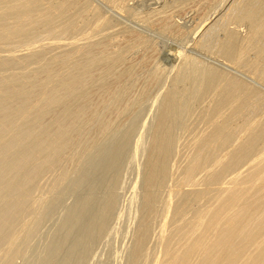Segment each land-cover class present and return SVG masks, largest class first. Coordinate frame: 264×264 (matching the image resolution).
I'll use <instances>...</instances> for the list:
<instances>
[{"label": "bare ground", "instance_id": "obj_1", "mask_svg": "<svg viewBox=\"0 0 264 264\" xmlns=\"http://www.w3.org/2000/svg\"><path fill=\"white\" fill-rule=\"evenodd\" d=\"M4 1L14 3L13 7H9L10 8L9 17L12 18V16H13L14 19L13 20L10 19L11 21L6 20L3 22H0V43L2 41H4L5 39H7L6 37L2 36L1 32L5 31V30L13 31V29L18 30L17 25L23 20L28 21L29 24L32 26L31 28H29V30H27V34L32 35L33 37H35L34 35L36 33V30L33 29V27H34L33 25H36V23L38 21L45 20V24L48 25V27H46V28L49 31V34H51L52 36L53 35L66 34L67 32H69V30H71L73 28V26L75 24L74 23L75 21L73 22V19L71 20L72 16L69 18V16L72 14L68 13L67 10L64 9V7L61 8L60 10H57V13H56V11H54L55 14L54 13L52 14L54 16H48L45 11H42V12L40 11V13H42V15H39L38 18L36 19L33 16H31L29 11H28V7L30 6V2L32 0H27V1L4 0ZM36 1H38V0H36ZM237 1L238 0H224L220 4L221 8H219L218 10H215V11L213 9L214 12L213 13L211 12V14L209 13V15L205 18L206 20L203 21V22H205L204 24H206L205 26H207V28H205L207 30H205L206 32L203 31L204 33L202 34V37L205 34L207 35L208 32H210V35H211V32H213L212 30H214L215 28H218V26L220 25V21L223 22L224 15H225L226 11H228V9L231 6L230 17H233L235 24H239L241 22L242 23L248 22L249 27H250L248 29H251V30H249V32L252 31L253 33L256 32V33L261 34V35H259V37H258V34H255L256 39L258 37V40L259 41L261 40L260 37L264 33V0H246V1H244L245 5L243 4L244 8L239 7L240 10H237V9H239L237 6H240V4L237 5L238 4ZM15 4H16V6H15ZM68 7H69V5H68ZM218 7H216V8H218ZM42 8L44 9L45 7H42ZM65 8H67V6ZM74 9L77 12V9L76 8H74ZM157 10H159V9H157ZM208 11H209V9H208ZM157 13H158V11H157ZM66 14H68V15L70 14V15L68 16ZM153 18H154V16H153ZM136 19L138 20V18H136ZM144 19H146V18H144ZM230 19H232V18H230ZM81 27H82V25H81ZM202 28H203V26H202ZM115 29H117V28L115 27ZM73 31H74V29H73ZM227 34L228 35H226L225 38H223V40H221L222 42H220L221 45L219 44L220 46H218L219 47L218 51L216 50L218 55H212V56H214V57L220 56V57H222V59L228 60L230 62V64L232 63L231 65H233L236 63V61H239L248 55L249 45L251 46L252 44L247 45L248 42L246 43L245 40L241 41L242 39L240 38L241 39L240 40L234 32H230ZM249 36H251V35H249ZM251 37L253 39L254 36H251ZM70 38L72 39V37H70ZM77 38H79V37H77ZM80 38H82V37H80ZM96 38L98 39L97 35H96ZM199 38H200V36H199ZM201 39L203 41V38H200V40H198V41H201ZM256 39H254V41H255V43L257 41V43H258V40H256ZM26 40L28 41L29 39H26ZM74 40H76V39L74 38ZM58 41L60 42V40H58ZM145 41L146 40H144V42ZM62 42H63V40L60 43L62 44ZM77 42H79V43H77L78 46H74V45H76V43H73V42H72L73 44L70 43V45H73L72 48L74 47L71 50H70V48H71L70 46H68L67 48L65 47L69 43L66 44V42H64V44H66L64 46L62 44L63 49L65 47L66 51L63 52L62 48H60L59 50H60L61 54H59V55H61V58L64 62H61L60 60L57 59V56H59V55H56V57H54V55H53V58L51 57L53 60L54 66L52 68L49 67L47 69V72L51 73L50 75L46 76L45 74L42 73V76H37L39 74L37 73V75H36L35 72L40 73V68L37 66L38 67V69H37L36 67L33 66V70H35L34 68H36V70L34 71V74L36 76H35V80L33 82L28 81L29 78H31V76H32L30 74V72H32V71H30L32 68H30V70L28 69L29 71H28L27 76L23 75V74H25V72L22 75L19 72L20 75L19 74L18 75L21 77H18L15 75V74H17L16 72L18 70H17V68L15 69L14 67L11 66V65L15 64V62H16L15 59H13L14 57H8V58L4 59L3 62L0 63V70L5 69L3 74L0 73V141H3V145L1 146V150L3 152L11 151V155H14V159H15V161L12 164L8 165L5 168V170L3 172V178L0 182V247H1L2 242H4V241L10 242L11 241L10 240L12 237L11 235L16 230L15 227L17 225H22L21 227H23V229H21V230H24V232H26V234H27V240L25 238L26 237L25 235H24L25 237H23V239L25 238V240L27 242L29 240L28 236L32 235L33 233L36 234L37 227L40 226L42 221H44V219L47 218V216H49L48 215L49 212L52 209L54 210L55 207H57L60 204L59 202L62 201L63 192L65 191L64 189H66V187H64V189H61L60 187L62 185L61 186L58 185V184H60V182L57 180L63 175V173H62L61 176H58V175H60V174H58L59 173L58 170L62 166V170L67 171V169H65V167L63 168V162H64L65 158L67 157V155L71 152V149L74 148V147H72L68 151V149L70 148V146L72 145V142H73L72 137L73 136H76V137L81 136L83 130L86 129L85 126L89 125V127H90L91 126L90 124H92L91 121L93 122L95 120L94 118H92L94 120H91V121L89 120L90 123L87 124L89 117L91 115L95 114L96 109H97L95 107V105L93 106V104L90 103V101L92 99L90 98L91 95L89 94V91H90L89 89L95 88L94 90H96V88H97V91L98 90L99 91H105V90L109 91L110 90V89H108V87H109L108 85L111 83L108 82V80H111L109 78H110V75L113 73V67H117L116 64H118V62L121 60V56L119 54H117V55L113 54L110 56L109 54L103 53V51H101V52H99V50L95 51L93 49V46H98L100 41L98 43H93V44L89 43L88 45L85 43L86 46L85 45L79 46L80 41H77ZM86 42H87V40H86ZM217 42L219 43V41H217ZM260 42H262V41H260ZM132 43H131V45H132ZM50 44H51V41H50ZM50 44H48V46H50ZM82 44H84V43H82ZM134 44H136V43H134ZM55 45L58 46L57 43ZM34 46H32L33 49L35 48ZM29 47H30L29 49L31 50L32 47L31 46H29ZM46 47H47V44H46ZM53 47L54 46H52V48ZM202 47H203V44H202ZM50 48H51V46H50ZM68 48H69V51H67ZM27 49H28V47H27ZM261 49H263V48H261ZM103 50H105V49H103ZM107 50H105V51L107 52ZM255 50H256V48H255ZM263 50L262 51L259 50L260 51L259 53L262 54L261 52H263ZM108 51L111 52L110 50H108ZM181 51L178 49H173L168 53H169L170 58L176 60V59H180L182 57L183 51L182 52ZM33 52H34V50H33ZM11 53H12V51H11ZM28 53H29V51H28ZM39 53L41 54V51ZM111 53H114V52H111ZM259 53L256 56V60L260 56ZM35 54L37 55V53H35ZM51 54H54V53L52 52ZM12 55H13V53H12ZM12 55L9 54V56H12ZM262 55L260 57H262ZM2 56L4 57V55H1V57ZM13 56H16V54H14ZM39 56H42V54ZM262 58H264V55ZM30 59H25L24 61H22V63H25V62L29 61ZM37 59L39 60L37 62L44 64L43 63L44 57H42V58L40 57ZM254 59H255V57H254ZM199 61H197V62H199ZM228 61H226V62H228ZM109 62H111V64ZM259 63H262V62H259ZM202 64L203 63H201V65ZM235 65L237 66V64H235ZM209 66L210 67H208V66L205 67L202 76H199V77L203 78V79L200 78L203 81H202V83L200 82L201 83L200 87L198 89H195V91L197 90L196 96L206 95L207 91L210 94H212V92L217 87L219 88V86L222 84V82L224 80V74L226 75V73L223 74L221 72V71H224V70H222L223 68H219L221 70H218V69L216 70L213 67H211L210 64H209ZM238 66H240V65H238ZM130 67L132 69L131 71H133V67L132 66H130ZM130 67H129V69H130ZM249 67H251V66H249ZM12 68H13V70H12L13 72L10 71L12 73L5 74V72H7L8 69L10 70ZM6 69H7V71H6ZM95 69H98V71H99L98 76L97 77H91L90 71L95 70ZM125 69L126 70H124V72L125 71L127 72V68H125ZM14 71H15V74L13 75ZM129 72H130V70L128 71V73ZM113 74H115V73H113ZM22 76H25V78H22ZM87 77H89V78L87 79ZM190 78H191V76H190ZM118 79H120V78H118ZM115 81L117 82L118 80H115ZM198 84L199 83H196V86ZM124 85H122V86H124ZM173 89H170L167 93L166 100L164 101V103L162 105V109H161V112L158 116L157 122L155 123V125L153 127L154 131H153V137H152L153 138L152 144L150 146V149L149 150L147 149L149 151L148 152L149 156H148L147 163L145 165L146 167L144 166L145 169L143 168L145 170V172H144L145 175H143L144 176L143 177L144 178L143 179L144 180L143 187L145 188V193H143L144 198H142L144 200V201H142L143 202V205H142L143 210L141 209L142 212L140 214V216L142 215V224H141V228L138 225H137L138 227H136V229L139 228L140 230L138 233L136 232L137 233L136 243H135V246L133 245L134 247H133V251L131 254L129 264H136V263L139 264L138 261L145 257L144 249L145 248L147 249V247H145V243H146L145 241H146V237L148 236V232L150 230V223L152 224V222H150V218L151 217L153 218L154 214L156 213V210H157L156 205H157V202L159 201L158 200L159 195H157V192L159 189H162L163 186L165 187L164 183H165V181H168L167 177L170 178L169 177V171H168V165H169V159H170L169 157H172V154L174 153V150H175L174 144H175L176 139L181 137V136L177 137V135H179L180 133L179 134L177 133L178 124L176 123V121H177L176 119H178L177 116H179L178 109L180 110L181 104L179 103L180 105H178L177 101H176L177 103H175V99L176 98L178 99V97H180V96L177 97V94H179V93L176 92L177 90L175 91L174 87H173ZM57 90L59 93L57 92ZM127 90H124V92L129 93V92H127ZM209 90H212V92ZM121 92H122V94H120ZM121 92L119 93V98H122V96L126 95V93H124V95H123L122 90H121ZM208 92H207V94H208ZM91 93H93V92H91ZM141 93H142L141 97H145V95H143V92H141ZM220 94H222V93H220ZM229 94H232V93H229ZM237 94H235V95H237ZM127 95H126V97H127ZM222 95H220V96H222ZM80 96H83L82 103L79 101V100H81ZM134 96H135V94H134ZM138 96H140V95H138ZM31 97H35L38 103L43 102L42 105L37 107L35 104L31 107L30 106ZM229 97H230L229 100L234 99L233 96H229ZM89 98H90V100H89ZM133 98H136V96ZM124 99H122V100H124ZM77 102H79L78 105L76 104ZM112 102H115V100H113ZM117 102H115V104H114L116 107L119 104ZM135 102L132 101L131 106L134 104L136 105ZM234 102H235V99H234ZM239 102H240V99H239ZM215 103H216V101H215ZM236 103L239 104L238 101ZM236 103H235V105H236ZM243 103H245V102H243ZM243 103H242V105H243ZM176 104L178 105V107ZM207 104H208V102H207ZM232 104H234V103H232ZM232 104H231V106H233ZM115 106H113L112 108L113 109L116 108ZM120 106H121V104L118 107L119 108L123 107V106H121V107ZM181 108H182V106H181ZM222 108H223V106H222ZM113 109H112V112H113ZM121 109H118V110H121ZM223 109H221V110H223ZM228 109H229V106H228ZM65 111H66L65 116L60 119L65 124L64 125L61 124V121L59 123H57L58 118L61 117L65 113ZM124 111L127 112V110H124ZM212 111H213V109H212ZM232 111L234 112V110H232ZM97 112H98V110H97ZM120 112H122V115L125 113V112L123 113V110ZM221 112H224V111H221ZM221 112L219 110V111H214V113H211V112L210 113L215 114V117H216L217 114L219 115V114H221ZM99 113H100V111H99ZM99 113H97V114H99ZM115 113L117 114V111H115ZM177 113H178V115H177ZM210 113H209V115H210ZM228 113H229V111H228ZM118 114H117V116H118ZM110 115H112V114H110ZM215 117H214V120H215ZM224 117H225V115H224ZM216 118H218V116ZM112 119H113V117H112ZM103 120H106V119L103 118ZM103 120L101 121V123H103V126H101V132L99 133V135H96L95 137L91 138L92 140H88V143H89V141H91V142H90V144L86 143L87 147L83 145V142H81L84 138H87L85 133L82 134V137H83V135H85V137L81 138L82 139L81 141L78 140V142L80 141L82 143L81 144L79 142L81 144V146L83 145V147L84 148L86 147V149H84L82 147L84 149V151L81 152L82 154H80V156L78 155V157H75L77 161L81 162V166L77 171L74 172V175H73L70 183L68 184V188H70V190H72V191H73V189L75 190L77 188H80V189L82 188V190L85 191V194H86V190H84V188H86L88 191V194H87L86 198H83V196L81 194V196L83 198L82 200L78 199L80 197L77 198L78 200H81V202H82V203H79L78 204L79 206H78L76 204L80 201H78V202H77V200L75 201L76 202L75 205L78 206L77 209H75L76 206L74 204H73V207L75 206L74 207L75 210L73 208L72 209L70 208L71 212H72V210L74 212V213H72V215H73L72 217L67 214L68 216L67 215L66 216L68 218L67 219L65 218L66 221H65V219L64 220L62 219L63 222L65 221L66 225H65V223L60 224L61 226L58 228V231H56L57 234L53 238L54 242L51 240L52 243L50 244L49 247H47L49 249L47 250L48 252H46L47 255L44 256L45 262L48 260V258L50 259V257L53 258L52 260H54L55 257L58 256V254L60 253L59 251H62L61 247L66 244V240L69 238V240H71L70 244L72 247L69 245L70 247L67 250V257H66L67 260L65 262L62 261L64 263H62L61 261L60 262L62 264H66L67 262H71L72 264H82L84 256L86 255V253H89V252H87V250H88V248L89 249L91 248L89 246H92L91 244L93 243L94 238L96 236H97L96 238L99 237L98 234L107 228V227L105 228V226H107L108 225L107 223H109L108 219L112 218V216H111V218L109 216L112 214V213L110 214V212L111 211L113 212L112 207H113V202L115 200L113 197L114 193L109 194V195H111V194L113 195V196L111 195V197L109 196L110 198H113V202L110 199L107 200L106 198H105L106 200L105 199L103 200V198H102L103 196H100L102 200L99 197H98L99 199H95L97 197H95V195H93V194H95L94 189L97 186H99L100 187L99 189H101V190H99L98 188H97V190L101 191L100 193H102V189L104 191V187H101V186H105V188L107 186H109L110 188L113 187V185L110 186V184H111L110 182L107 183L109 185H107V186L104 185L105 181H106L105 176H107L106 173H109L110 171H113V170H116V171L119 170V169L117 170L116 167L117 168L119 167L118 164H119L122 156L124 155L123 152H125L124 150H125V147L127 146L126 142H128V145H129V141L131 140V138L128 136L131 135V132L133 134V130L131 132H129L127 130L126 131L127 133H125V134H124V132H125L124 131L123 132L124 135H122L121 139H119V137L121 135L120 134L121 132H119V127L118 126L114 127V123L117 122V124H119L118 121L114 122L112 125V123L108 124V122H107L108 120H106L105 123ZM253 120H255V119H251L252 123L250 121H249L250 123L247 122L248 126L245 129V131H246L245 132V134H246L245 138L246 139L242 138L243 140L240 143L238 140L239 144L236 143V145L237 144L238 145L236 147L234 146L235 148L232 146V148H234V149L231 148L233 151L231 153L228 152L230 154L229 160H225L224 159L225 156L223 158L224 154L222 155V158H221V156L219 157V155L217 156V154L219 152L216 153L214 151L215 147H216V150L218 149V147H220V150H221V147H226L227 144L230 142L229 139H230V135L233 133V131H232L233 127H232V125H230V123L227 119L220 122V123L218 122L219 125L217 127L212 126V123H211L210 126L215 127V128L213 129V131H211L208 128V130H210L209 132L211 134L208 132H206V133L210 134L209 136L204 133L205 136L207 135L208 137L207 136L205 137L202 135L203 136V139H202L201 138L202 136L200 135L199 139L196 140L194 138L197 146H198L197 142H200L201 139H202V141L200 142V146H198V148H196L197 146L195 145L196 146L195 147L196 150H194L195 154H193L190 157L191 160H189L187 166L185 167L184 173L182 172L184 174V176L181 178L185 179L183 181V183L186 182V185H190L192 188H194L195 186H197V184H199L196 180V177L198 176V174L200 173L199 175H201V171H203L204 169L210 170V171H207L208 173H206L208 175H206L205 177H203L204 175L202 176V180L204 178V182H205L204 186L205 187L203 186L204 188L195 189L193 191H190L191 189L189 188L190 192L186 191V192H189V193H187L188 195L185 193L182 194L180 189H177L178 191H173V192L171 191L172 192L171 194L173 196L175 195L178 199L177 205L174 209V216L171 217L172 220H173V218L175 219V222L173 223L175 225L174 229L171 228V226H168V225H171V223H169L168 222L169 219H167V217H168L167 213L169 212L170 209H172L170 207V203H171L170 200L172 199L173 196L171 194H169L170 190L166 189L167 192L169 191V193H167V194L170 195V196H168L166 194L168 196V200H165L166 198L164 199L165 202H167L166 207L164 205L167 212H165L166 213L165 215L163 214L164 219L161 220L162 221V223L160 224L161 228L159 226L158 227L161 230V235L163 238L165 237L166 232L167 233L169 232V228H171V230L172 229L173 230H172V233L169 232L167 234L166 240L163 239L165 241V243L163 240H160V243L162 241L163 245H164L163 257L160 258L158 256L159 257L158 258L156 256V254H155V256L157 258H154L155 256L151 257L153 254H151V256L149 257V258L155 259V260L152 259L153 264H264V151H263L264 145L261 141V143L263 145L262 146L263 148L261 149V146L259 145L260 140L258 139V138H260V137H258L260 134L257 137H255L254 134H252V132L256 129V127L259 126L258 123L260 122L258 119H257L258 123H256V121L253 122ZM10 121H13L14 123L10 124L9 127H7V124ZM96 121H94V122L97 123ZM206 121H208V120H206ZM109 122H111V120ZM211 122H213V121H211ZM203 123H202V125H204ZM55 124H56V131L54 130ZM183 124H184V122H183ZM185 125H187V124H185ZM205 128H207V127L205 126ZM205 128H203V129L205 130ZM231 131H232V133H231ZM261 132L260 133L262 135H260V136H261V138H262V136L264 138V128L261 129ZM8 133H10V134H8ZM183 133H184V131H183ZM11 134H13V136H10ZM108 134L110 136L105 137ZM234 136H231V137H234ZM193 137H195V136H193ZM193 137H192V141H193ZM129 138H130V140H129ZM87 139H89V137ZM127 139L129 141H127ZM132 140H133V138H132ZM179 140H180V138H179ZM84 141L86 142L87 140L85 139ZM219 141H222V143H220L219 146H216V144ZM176 143H178V140L176 141ZM78 144H77V146H78ZM176 146H179V144ZM228 147H230V146H228ZM126 148L128 150V146ZM209 148H213L212 150H209V152H211L210 156L207 155V151ZM179 150H180V148H179ZM73 152H75V151H73ZM253 152H254V154L252 155V157L250 158V160L246 164V165L250 166V169H251L250 172H248V174H246V175H242L241 169L240 170L238 169L239 171L233 170L231 172L232 176H231L230 182H228L229 180L226 179L227 180L226 181L224 179L228 185H226V182L223 180L222 181L223 186H220L221 184L219 182H221V180L224 178L223 176H225V178L227 177L224 174H227L230 171V169L236 165L235 164L236 161H238V159L240 160V158L242 159L243 157L245 158V157L249 156ZM71 154L72 153H70V155ZM73 154H75V153H73ZM76 154H78L77 151H76ZM189 155H191V154H189ZM185 158H188V157H185ZM185 160H187V159H185ZM250 161H252V162H250ZM253 162H255L256 164L251 166V164ZM174 168H175V166H174ZM176 168H177V166H176ZM238 168H240V167H238ZM169 170H172V169H169ZM211 170H213V171H211ZM71 172H72V170L70 169V173ZM172 172H173V170H172ZM174 172H176V171H174ZM55 173H57V175ZM46 174L52 175L53 178L55 175H56V177H59V178H57L56 182L55 181H53V182H54V184H56L58 182V184H56V185H58L57 187L54 185V187H56V189H57L56 190L54 188L55 192L59 191L58 188H60V191L54 193V195L52 193L53 196H51L49 193L51 191H48V190H50V188H48V189L46 188L48 186H51V187L53 186V185H51V182L48 184V186L45 187L47 191L44 188H40V186H39V183H40L39 179L41 177L45 176ZM53 174H54V176H53ZM67 174H69V173H67ZM117 175H118V173H117ZM117 175H115V178ZM108 176L110 177V175H108ZM62 177H65V176L63 175ZM109 177H108V179H109ZM111 178H114V177H112V175H111ZM111 178L109 180H111ZM229 178H230V176L228 177V179ZM63 179H65V178H63ZM112 180H111V182H113L115 184V183H117L118 178H117V180L115 179V182ZM48 181H50V179ZM106 182H108V181H106ZM202 182H200V183L202 184ZM224 182H225V184H224ZM46 183H48V182H46ZM216 183H219L220 187H218L216 185ZM178 184H179V182H178ZM213 185L217 186L218 188L213 186ZM252 186H254V188L251 189ZM54 189H51V190L53 191ZM108 190H110V189L108 188ZM43 191H46L47 193H49L50 196H48L47 193H46V196L50 197V198L45 197L47 200H44V192ZM99 191L96 192V193H98L96 196L99 195ZM105 191H107V190L105 189ZM143 191H144V189H143ZM109 192H113V190L112 191L110 190ZM175 192H177V193H175ZM81 193H83V192H81ZM103 193L101 195H103ZM158 193H160V192H158ZM178 194H180V195H178ZM79 196H80V194H79ZM106 196H108V193H106ZM203 199H206V201H208V202L212 201V203L210 202L211 204L208 205V203L206 202L207 205H206V203H205V206H203V204H202V206H198V208H196V209L194 208V211H193L192 207L191 208L189 207L190 204H192V203H190L191 200L194 202L196 201V203H198V202L202 203L201 201ZM91 203L93 205L95 204L94 205L95 207L98 206L95 208L96 209L95 212H93L91 210V212H93V213L90 212V209H93V207H94V206L92 207ZM89 204L91 205V207ZM88 206H89V208H88L89 214H91V215L88 214V210L86 209ZM189 208H190V211H191V209L193 211V213L190 216L187 215V213H188L187 209H189ZM69 210L67 212H69ZM71 212H70V215H71ZM85 212L89 215L88 219H86L87 214L85 216ZM50 214H51V212H50ZM31 215L34 218L32 220L26 221V220H28L26 218L28 216L31 217ZM168 215H169V213H168ZM175 215H177V216H175ZM60 216H62V215H60ZM159 216H158V218H159ZM69 218L72 220H70ZM155 218H157V217H154L153 219H155ZM57 219H58V217H57ZM172 220H171V222H172ZM140 221H141V218H140ZM157 221H158V219H157ZM69 224H70V226H69ZM79 225H81V226L79 227ZM76 226H78V228H76ZM64 227L65 228L67 227V229H65ZM18 228H20V227H17V230H18ZM63 228L65 229V231ZM79 228L81 230H79ZM62 230L64 232H62ZM75 230L77 231V236L75 234L76 233ZM73 231H75L74 234H73ZM78 231H80L79 234H78ZM72 234L74 236H76V238L73 237ZM111 234H112V232H111ZM14 236L15 235H13V237ZM70 237H71V239H70ZM106 238H107V235H106ZM72 239L74 240V243H73ZM14 240L11 241L12 247L14 245H16V243H15L16 241H14ZM25 240H23V241H25ZM148 240H150V239H148ZM17 242L21 248L20 244H22V243L19 242V240ZM23 243H25V242H23ZM147 244H149V243L147 242ZM2 247H3V245H2ZM23 247H25V246H23ZM7 250L8 251H6V253L9 252V254H10V250L8 248H7ZM12 251L13 250L11 249V252ZM17 253H18V251H17ZM19 253H20V251H19ZM13 254L16 255V252L11 253V256L6 255V258L4 256V258L6 260H8L7 261L8 264L9 263L11 264L12 260L14 259ZM60 255L61 254H59L58 257H60ZM146 256H148V255H146ZM58 257H56V259ZM6 260L5 261L3 260V261L6 262ZM63 260H65V259H63ZM7 263H4V264H7ZM71 263H69V264H71ZM1 264H3V263H1ZM46 264H50V263L46 262Z\"/></svg>", "mask_w": 264, "mask_h": 264}, {"label": "rangeland", "instance_id": "obj_2", "mask_svg": "<svg viewBox=\"0 0 264 264\" xmlns=\"http://www.w3.org/2000/svg\"><path fill=\"white\" fill-rule=\"evenodd\" d=\"M20 1H27V0H20ZM223 1L224 0H41V1L40 0H38V1L32 0L30 2V6L28 7V11H29L30 15L33 16L34 18L37 19L39 15H42V13H40V11L41 12L45 11L48 16H54V15H52L53 13L55 14L54 11H56V13H57V10H60L61 8L64 7V9H66L68 13L72 14V15L69 14L70 16L68 14H66V15H68L69 18L72 16L71 20L73 19V22L75 21L74 22L75 27L73 26V28L71 30H69V32H67L66 34H63V35L60 34V35H53L52 36L51 34H49V31L46 28V27H48V25L45 24V20H43V21L37 20L38 22L36 23V25H33L34 26L33 29L36 30V33L34 35L35 37H33L32 35L27 34V30H29V28H31L32 26L29 24L28 21L23 20L25 23L23 21H21L17 25L18 30L13 29V31L5 30V31L1 32L2 36L6 37L7 39H5L4 41H2L0 43V57H1V55H4V57L2 56L0 58V63L3 62L4 59H6L8 57H14L13 59H15L16 62H15V64H13L11 66L14 67L15 69L17 68V70H18V71L16 70L17 74H15V71H14L13 75L15 74L18 77H21V76H19L20 73L22 75L24 72H25V74H23V75L27 76L28 71L30 70V68H32L30 70V71H32V72H30V74L32 76H31V78H29V80H28L29 82H33L35 80V76L37 75V73L39 74L37 76H42V73L45 74L46 76L50 75L51 73L47 72V69L49 67L52 68L54 66L53 60H52L53 55H54V57H56V55L61 54V52L59 50L60 48H62L63 52L66 51L65 47L67 48L68 46L71 47V48L69 47L70 50L73 49L74 47L72 48L73 45H70V43L71 44L76 43V45H74V46H78L77 43H79V42H77V41H80L79 46H81V45L86 46V44L88 45L89 43H91V44L98 43L100 41L98 46H93V49L95 51H98V50H99V52L103 51V53L109 54L110 56L113 54L114 55L119 54L121 56V60L118 62V64H116L117 67H113V73H115V74L112 73L110 75V78H109L111 80H108V82L111 83L108 85L109 86L108 89H110L109 91H106V90L105 91H99V90L97 91V88H96V90H94L95 88L89 89L91 92H93V93H91L89 91V94L91 95L90 98L92 99L90 101V103H92L93 106L95 105V107L97 109H96V113L91 115L92 116V117L90 116L91 118L89 117L87 124L90 123L89 120L91 121L94 119H95L94 121L97 120L96 121L97 123H95L94 121L93 122L91 121L92 124H90L91 125L90 127H89V125L85 126L86 129L83 130L82 134L85 133V135L87 136V138L89 137V139L84 138L82 140L81 138L85 137V135H83V137H82V134H81V136H78V137H76V136L72 137L73 142H72V145L70 146V148L68 149V151H69L72 147H74L71 149V152H70L72 154L70 155V153H69L63 162V168L65 167V169H67V171L66 170H65L66 172L63 171L62 166L58 170L59 171L58 174H60L58 176H61L63 173V175L65 177H62L63 176L62 175L61 176L62 178L60 177L61 178L60 179L59 177H56L57 173H55L56 174L55 176L53 174L54 178L52 177V175L48 174L49 175L48 176L46 174L47 176L45 175L39 179L40 183L39 182L38 183H39L40 188H44L45 190H46V188L47 189L50 188V190H48V191H51V192H49L51 196H53L54 193L59 192L60 188L64 189V187H66V189H64L65 191L63 192L62 201L59 202L60 204L58 203L59 205L57 204L58 206L55 207L54 210L52 209L50 211L51 214L49 212V214H48L49 216H47V218H45L44 221H42L40 226H38L39 228L37 227L36 234L33 233L32 235L28 236L29 240L27 242H26L27 234H26V232H24V230H21V229H23V227H21L22 225H17L15 227L16 230L12 233V235H11L12 237L10 240L12 241L15 239L14 241H16L15 242L16 245H14L12 247L11 241L10 242L4 241L1 243L0 264L1 263H3V264L7 263L8 260L5 259L6 255L11 256V253H13V252H16V255L13 254L14 259L12 260L11 264H46V262H49L50 264H57V263L62 264L67 260L66 259L67 250L71 246V244H70L71 240H69V238L66 240V244L67 243L68 244L67 245L65 244L64 246H62L61 247L62 251H59L60 253L58 252L59 254H61L60 257H58L59 256V254H58V256H56L58 258L56 259V257H55V259L52 260L53 258H51L49 256L50 257V259L48 258L49 261L47 260L45 262L44 256L47 255L46 252H48L47 250L49 249L47 247H49L50 244L52 243L51 240L53 241V238L57 234L56 231H58V228L61 226L60 224L65 223L66 219L68 218L67 217L68 215L71 217L73 216L72 213H74V212H73V210L71 212V209L72 208L74 209V207L76 205H78L79 203H82L81 200L83 198H86V196L88 194V191L86 188H84V190H86V194H85V191H83L82 188L81 189L77 188L75 190L73 189V191L70 190V188H68V184L70 183V181L74 175V172L77 171L81 166V162L77 161L75 157H78V155L80 156V154H82L81 152H83L84 149H86V147H87L86 143L90 144L91 141H89V143H88V140H92L91 138L95 137L96 135H99V133L101 132V126H103V123H101L103 118L108 120L107 121L108 124L112 123V125L114 122L118 121L119 124H117V122L114 123V127L115 126L119 127V132H121L119 139H121L122 135L127 133L126 132L127 130L129 132H131L133 130V134L131 132L132 136L131 135L128 136L131 138V140H130V138H129L130 141L127 139V141H129V145H128V142H126L127 143L126 145L128 146V150H127V148H126L127 146H126L125 150H124L125 152H123L124 155L122 156V158L118 164L119 167L118 168L116 167V169L117 170L119 169V170L118 171L113 170V171H110L109 173H106L107 176L110 175V177L108 176L109 179L111 178V175H112V177H114V178H111V180L113 179L112 181H114V182H115V179L117 180V178H118L117 183H115L116 185L113 182H111V180H109L107 176H105L106 181H108V182L105 181L104 185L107 186V185H109L107 183L110 182L111 183L110 186L113 185V187L115 189L113 187L110 188L109 186H107L106 188H105V186H101V187H104V191H105V189L108 191V192L105 191L106 193H108V196H106V193L103 191V189H102V193L103 192L104 193H103V195H101L102 193H100L101 191H99V190H101V189H99L100 188L99 186H97L94 189L95 194H93V195H95V197H97V198L94 197L95 199H99V198L101 199L100 196H103L102 197L103 200L106 198L107 200L110 199L113 202V198H110V197L114 193L113 194L114 196L113 195L112 196L115 199L114 200L115 203L113 202V207H112L113 212L111 211L110 214L111 213L112 214L109 216L110 218L112 216V218L108 219L109 223H107L108 225L106 224L107 226H105V228L106 227L107 228L105 230L103 229L104 231H101L102 233L100 232L99 233L100 235L98 234V236H99L98 238H96L97 236L95 237L96 239L94 238V241L91 244L92 246H89L91 248L90 249L88 248V250H87V252H89V253H86V255L84 256V259H83L84 262L82 261V264H129L130 263V258H131V254L133 251V247L135 246V243H136L137 233L140 230L139 228L136 229V227L140 226V228H141V224H142V215L140 216V214L142 212L141 209L143 210V207H142L143 202L142 201H144V200L142 198H144L143 193H145V188L143 187V184H144V180H143L144 176L143 175H145L144 166L147 163L148 156H149L148 150L150 149V146H151L152 140H153V138H152L153 137V131H154L153 127H154L155 123L157 122L158 116H159L161 109H162V105H163L164 101L166 100V96H167L168 91L170 89H173V87H174L175 91L177 90L176 92L179 93V94L176 93L177 97L180 96V97H178V99L177 98L175 99V103L178 102L177 103L178 105L181 104L180 110L177 108L178 112H179V116H177L178 119H176L177 120L176 123L178 124L177 133L178 134L180 133L179 135H177V137H179V136H181V137H179L180 140H179V138L176 139V141L178 140V143H176V141H175V144L176 145L179 144V146H176L174 144V146H175L174 149L176 151L174 150V153H173L174 155L172 154V157H169L170 159H169L168 171H169V177L170 178L167 177L168 181H165V183H164L165 187L163 186L162 189L158 190V192H160V193L157 192V195H159V197L157 196L159 201L157 202V205H156V208H157L156 213H155L156 215L154 214V216H153V218L154 217H157V218H155V219H153L152 217L150 218V222H152V224L150 223V230L148 232V236L146 237V241H145L146 242L145 247H147V249L145 248L146 250L144 249L145 257L143 259H140L138 262H139V264H145V263L146 264H153L152 259L157 258L158 256L160 258L163 257L164 245H163L162 241L160 243V240H163V239L166 240L167 234L169 232L172 233V230L174 229V226H175L173 224L175 222V219L173 218V220H172L171 217L174 216V209L177 205L178 199L175 195L173 196L171 193L173 191H178L177 189H180L182 194H184V193L187 194L190 191H193L195 189H201V188L205 187L204 186V183H205L204 178L202 180V176L204 175L203 177H205L206 175H208L206 173H208L207 171H210V170L204 169L203 171H201V175H199L200 173L198 174V176H197L198 178L196 177V180L199 184H197V186H195L194 188H192L190 185H186V182H184L185 183L184 184L183 181L185 179L181 178L184 176L183 173L185 171V167L187 166L189 160H191L190 157L193 154H195L194 150H196V148H198V146H200V142L202 141L203 136H205V134H207L209 136L211 134L209 131L210 130L213 131V129L215 128L212 126L217 127L220 122L227 119L229 121L230 125H232V127H233L232 128L233 133L231 131L232 134L230 135L231 140L229 139L230 142L227 144V146L225 145L226 147H221V150H220V147H218V149L216 150V147L214 146L215 147L214 151L216 153L219 152L217 154V156L219 155V157L221 156V158H222V155L224 154L223 158L225 156L224 159L229 160V158H230L229 153H231L233 151L232 149H234L243 139H246L245 138V136H246L245 129L248 126L247 124L251 122V119H255V120H253V122L256 121V123H258L257 119L260 121L258 123L259 126L256 127V129L252 132V134H254L255 137H257L259 134L262 135L261 129L264 128V62H263L264 58H262L264 55V50H263L264 49V43H263L264 42V40H263L264 39V33L260 37L261 38L260 41H262V42H260L258 40V37L261 34L256 33V32L253 33L252 31L249 32V30H251V29H248V28H250L248 22L247 23L241 22L239 24H235L233 17H230V14H231V10H230L231 6H230L228 11H226V13L224 15V19L222 18L223 22L220 21V25L218 26V28H215L214 30H212L213 32H211V35H210V32H208L207 35L205 34L202 37V34L204 33L203 31L207 30V29H205V28H207V26H205L206 24H204L205 22H203V21L206 20L205 18L209 15V13L211 14V12L213 13L215 10H218L219 8H221L220 4ZM244 1H246V0H238L237 5L240 4V6H237V7L242 8ZM68 5H69V7H68ZM13 6H14L13 2L10 3V2H6L4 0H0V22L6 21V20L11 21L10 19H12V20L14 19L13 16H12V18L9 17V13H10L9 7H13ZM15 6H16V4H15ZM66 6L68 9L65 8ZM42 7H45V8L43 9ZM46 7L47 8L49 7V8L47 9ZM73 7L77 9V12ZM216 7H218V8H216ZM157 9H159L160 11ZM208 9H209V11H208ZM213 9H214V11H213ZM237 10H240V8ZM157 11H158V13H157ZM149 13L150 14L152 13V14L150 15ZM153 16L155 19L153 18ZM136 18H138V20ZM144 18H146V19H144ZM230 18H232V19H230ZM81 25H82V27H81ZM202 26H203V28H202ZM115 27L117 29H115ZM73 29H74V31H73ZM77 31L78 32L80 31V32L78 33ZM230 32H234L238 36L239 39L240 38L242 39V40L240 39L241 41L245 40L246 43L248 42L247 45L252 44L251 45L252 47L249 45L248 55L245 58L239 60L240 62L236 61L235 64H237V66L235 64L231 65L232 63L230 64V62L228 60H224L220 56H219L220 58L212 56V55H218L217 51L219 48L218 46L221 45V43H220V42H222L221 40H223V38H225V36L228 35L227 33H230ZM248 34L251 36H254L253 39ZM255 34H258L257 39H256ZM96 35H97L98 39L96 38ZM199 36H200V38H203V41H202V39H201V41H198V40H200ZM70 37H72V39ZM77 37H79V38H77ZM80 37H82V38H80ZM74 38L76 40H74ZM26 39H29L28 40L29 42ZM254 39L258 40V43H257V41L255 43ZM58 40H60V42L63 40V42H62L63 46L68 44V43L69 44L67 46H65L63 49L62 44ZM86 40H87V42H86ZM144 40H146V41L144 42ZM50 41H51V44H50ZM217 41H219V43ZM64 42H66V44H64ZM125 42L126 43L128 42V43L126 44ZM45 43L47 44L48 48L46 47ZM56 43L58 44V46L55 45ZM82 43H84V44H82ZM131 43H132V45H131ZM134 43H136V44H134ZM48 44H50L51 48H50V46H48ZM202 44H203V47H202ZM29 46H31V47L34 46L35 48L33 49V47H32L30 50ZM52 46H54V47L52 48ZM27 47H28V49H27ZM260 47L263 49H261ZM69 48L67 49V51H69ZM255 48L257 51L255 50ZM103 49H105V50L108 49L114 53H111L108 50L106 52ZM173 49H178L180 51L181 50L183 51V52L181 51L183 53V55L180 59L175 60V59L170 58L168 52H170ZM33 50H34V52H33ZM259 50L260 51L263 50V52H261L263 55L259 53L260 52ZM11 51H12L13 55L16 54V56H13ZM28 51H29V53H28ZM40 51H41L42 56H39V55H41L39 53ZM52 52L54 54H51ZM35 53H37V55ZM258 53L260 54V56L262 55V57L259 56L260 58L258 57V59L256 60V56ZM9 54H11L12 56H9ZM253 56L255 57V59ZM40 57L41 58L44 57V59H43L44 64L37 62V61H39L37 58H40ZM25 59H30V60L25 62V63H22V61H24ZM57 59L60 60L61 62H64L61 58V55L57 56ZM195 59L196 60L198 59L197 61L200 60L201 62L199 61L200 62L199 63ZM226 61H228V62H226ZM259 62H262V63H259ZM109 63L111 64V62H109ZM201 63H203V64L201 65ZM209 64L211 65V67H213L216 70L217 69L221 70L219 68H223L222 70H224V71H221V72L223 74L226 73V75L224 74V80H223L222 84L219 86V88L217 87L215 89L216 91L215 90L213 91L214 93L212 92V90H209L212 92V94H210L207 91L208 94L206 92V95L196 96L197 90L195 91V89H198L200 87V84L203 81L202 80L203 78L199 77V76H202L205 67H207V66L210 67ZM238 65H240V66H238ZM33 66L36 67L37 69L39 67L40 73L35 72L36 73V75H35L34 71L36 70V68H34L35 70H33ZM130 66L133 67V71H131L132 69ZM249 66H251V67H249ZM129 67H130V69H129ZM125 68H127V72L125 71L127 74L124 72V70H126ZM128 69L130 70L131 73L133 72L132 74L129 72L131 75L128 73V71H129ZM4 70L5 69H1L0 73L3 74ZM12 70H13V68L10 70L8 69V71L6 69L7 72H5V74L12 73L13 72ZM10 71H12V72H10ZM98 73H99L98 69L90 71L91 77H97ZM190 76H191V78H190ZM22 78H25V76H22ZM88 78L89 77H87V79ZM118 78H120L121 80ZM200 78H202V79H200ZM115 80H118V81L116 82ZM196 83H199L198 84L199 86L197 85L198 87L196 86ZM122 85H124V86H122ZM121 90L123 91V95H124V93H126V92H124V90H127V92H129V93H126V95L128 94L127 97L125 95V96H122V98H119V93L121 92ZM57 92H58V90H57ZM141 92H143V95H145V97H141V94H142ZM233 92L235 94H237V93L238 94L235 95ZM220 93H222L223 95L225 94V95L223 96ZM229 93H232V94H229ZM120 94H122V92ZM134 94H135L136 98H133V97H135ZM138 95H140V96H138ZM220 95H222V96H220ZM229 96H233L235 99V102H234V99L229 100L230 99ZM90 98H89V100H90ZM80 99L81 100H79V101L82 103L83 96H80ZM122 99H124V100H122ZM239 99H240L241 103L239 102ZM113 100H115V102L118 101L117 102V103H119L118 106L121 104V106H123V107L120 106L122 109L119 108L118 106L116 107L114 105L115 102H112ZM132 101H134V102L136 101L135 102L136 105L134 104L131 106ZM215 101H216V103H215ZM237 101L239 104L236 103ZM242 101L245 102L246 104L243 103ZM207 102H208V104H207ZM42 103L43 102L38 103L35 97H31V100H30V106L31 107L35 104L37 107H39L42 105ZM78 103L79 102H77L76 104L78 105ZM232 103H234V104H232ZM235 103L237 106L235 105ZM242 103H243V105H242ZM231 104L233 106H231ZM178 105H177V107H178ZM113 106H115L116 108L113 109L112 108ZM181 106H182V108H181ZM222 106L224 109L222 108ZM228 106H229V109H228ZM124 107L125 108L127 107V108L125 109ZM112 109H113V112H112ZM118 109H121V110H118ZM212 109H213V111H212ZM221 109H223V110H221ZM97 110H98V112H97ZM114 110L117 111V114L118 113L119 114L121 113V114L120 115L118 114V116H117V114L115 113ZM122 110H123V113L125 112L124 110H127V112H125L122 115V112H120ZM219 110H220V112L224 111L225 113L221 112V114H219V115L217 114L218 118H216L217 116L215 117V114H211V113H214V111H219ZM232 110H234V112ZM99 111L101 114L99 113ZM228 111H229V113H228ZM97 113H99V114H97ZM109 113L112 115H110ZM209 113L211 116L209 115ZM65 114H66V111L61 117L58 118L57 123H59L61 121L60 119L62 117H64ZM223 114L225 115V117ZM177 115H178V113H177ZM112 117H113V119H112ZM214 117H215V120H214ZM92 118H94V119H92ZM106 120H103L104 123ZM110 120H111V122H109ZM206 120H208V121H206ZM210 120L213 122H211ZM183 122H184V124H183ZM12 123H14V122L10 121L7 124V127H9V125ZM202 123L204 125H202ZM211 123H212V126H210ZM61 124L64 125L65 123H63L61 121ZM185 124H187V125H185ZM205 126L207 128H205ZM203 128H205V130ZM208 128L210 130H208ZM54 130L56 131V124L54 126ZM183 131H184V133H183ZM123 132H124V134H123ZM206 132H208L210 134H208ZM8 134H10V133H8ZM200 135L201 136L203 135V136L201 137L202 139L200 138L201 139L200 142L196 141L198 144V146H197L195 143V139L196 140L199 139ZM260 135L258 137L261 138ZM10 136H13V134H11ZM109 136L110 135L108 134L105 137H109ZM193 136H195V137H193ZM231 136H234V137H231ZM192 137H193V141H192ZM132 138H133V140H132ZM260 138H258L260 140L259 145L261 146V149H262L264 147L263 146L264 145V138H263V136L261 139ZM85 139L87 140L86 142L84 141ZM78 140H80V141L82 140L81 142H83V145L86 147L84 148L83 145L81 146L82 143L79 141L81 143L80 144L78 142ZM238 140H239V143H238ZM261 141H262L263 145H262ZM220 143H222V141H219L216 144V146H219ZM236 143H238V144L236 145ZM77 144H78V146H77ZM2 145H3V141H0V182L3 178V172H4L5 168L15 161L14 155H11V151L3 152L1 150ZM228 146H230V147H228ZM232 146L233 147L235 146V147L232 148ZM178 147L180 148V150ZM212 149L213 148L208 149V151H207L208 156H210V153H211V152H209V150H212ZM73 151H75V152H73ZM76 151L78 152V154H76ZM73 153H75V154H73ZM189 154H191V155H189ZM253 154H254V152L245 158L243 157L242 159L240 158V160L238 159V161H236V163H235L236 165L234 164L235 166L232 167L233 169L231 168L232 170L230 169V171L227 173L228 175L224 174L227 177L225 178V176H223L224 178L221 180V182L224 179L225 180L227 179V180H229L228 182H230V179L232 176L231 172L233 170L239 171L241 169L242 175L248 174V172H250L251 169H250V166L246 165V164L250 160V158L252 157ZM185 157H188V158H185ZM185 159H187L188 161ZM250 162H252V161H250ZM254 164H256V163L253 162L251 164V166ZM174 166H175V168H174ZM176 166L178 169L176 168ZM238 167H240V168H238ZM70 169L72 170L71 173H70ZM169 169H172L173 172H172V170H169ZM174 171H176V172H174ZM211 171H213V170H211ZM116 172L118 173V175ZM67 173H69V174H67ZM113 173L115 175H117L116 178H115V175ZM229 176H230V178L228 179ZM57 178H59L60 180L59 179L57 180ZM63 178H65V179H63ZM49 179H50V181H48ZM56 180L60 182V184H58V182L56 184H58L59 186H61V185L62 186L60 188H58L59 191L55 192V189L58 185L54 184L53 181L56 182ZM46 182H48V183H46ZM50 182H51V185H53L52 187L48 186V184ZM178 182H179V184H178ZM200 182H202V184ZM221 182H219L221 185L219 183H216V185L218 187L223 186L222 185L223 182L222 183ZM225 182H224V184H225ZM54 185L56 187H54ZM226 185H228L227 182H226ZM46 186H48V187H46ZM213 186H215V185H213ZM217 186H215V187H217ZM97 188L99 190H97ZM108 188L111 191L113 190V192H109L110 190H108ZM252 188H254V186H252L251 189ZM51 189H54V190L52 191ZM143 189H144V191H143ZM166 189L170 190V193H169V191L167 192ZM46 191H43L44 192V200H47L45 198V197H47ZM98 191H99V195L96 196L98 194L96 192H98ZM186 191H189V192H186ZM81 192H83V193H81ZM49 193H47L48 196H50ZM52 193H53V195H52ZM110 193H112V194L109 195ZM167 193H169L173 196V197L171 196L172 199L170 200V202H171L170 207L173 210L169 208L170 209L168 212L169 215L167 213V216H168L167 219H169L168 222L171 223V225H168V226H171V228H173V229L171 230V228L168 227L169 232L168 233L166 232L165 237L163 238L161 235V230L159 229V227L161 228V225H160L162 223L161 220L164 219L163 217L166 214L165 212H167L166 208H165L167 202H165V200H168V196H170ZM175 193H177V192H175ZM79 194H80V196H79ZM81 194H82L83 198H82ZM178 195H180V194H178ZM78 197H80V198H78ZM47 198H50V197H47ZM77 198L81 199V200H78ZM76 200H77V202L78 201H80V202H78L76 204V202H75ZM201 202L202 203H200V202L196 203V201L194 202L191 200L190 203H192V204H190L189 207L190 208L192 207V209L194 211V208L196 209V208H198V206H202V204H203V206H205L206 202L208 203V205H210L212 203V201L208 202V201H206V199H203ZM207 203H206V205H207ZM73 204L74 205L76 204V205L73 207ZM91 205L93 207L95 204L93 205L91 203ZM91 205H90V207H91ZM164 205H165V207H164ZM78 206H76L75 209H77ZM96 207H98V206H96ZM96 207L95 206L93 207L94 210L90 209V212H91V210L93 212H95ZM88 208H89V206L86 208L88 210V214H89ZM190 208L187 209L188 210L187 211L188 216H190L193 213L192 209L190 211ZM68 210H69V212H67ZM70 212H71V215H70ZM93 212H91V213H93ZM59 214L62 216H60ZM86 214L87 213L85 212V216H86ZM88 214L86 216L87 217L86 219H88V216L91 215V214H89V215ZM158 216H159V218H158ZM175 216H177V215H175ZM57 217H58V219H57ZM33 218L34 217L31 215V217L28 216L26 218L28 220H26V219L25 220L29 221V220H32ZM140 218H141V221H140ZM62 219L63 220L65 219V221L63 222ZM157 219H158V221H157ZM170 219L172 220V222ZM70 220H72V219H70ZM65 225H66V223H65ZM69 226H70V224H69ZM80 226L81 225H79V227ZM17 227H20V228H18V230H17ZM76 228H78V226H76ZM65 229H67V227ZM65 229H64V231H65ZM79 230H81V229L79 228ZM64 231L62 230V232H64ZM75 231H73V234L75 233ZM79 232L80 231H78V234H79ZM111 232H112V234H111ZM73 234H72V236L76 238L77 231L75 233L76 236H74ZM13 235H15L14 236L15 238L13 237ZM106 235H107L108 239L106 238ZM23 237H25L26 240H25V238L23 239ZM70 239H71V237H70ZM148 239H150V240H148ZM18 240H19V242L22 243V244L19 243L21 245V248L18 245V242H17ZM23 240H25V241H23ZM72 241L74 243L73 239H72ZM23 242H25V243H23ZM147 242L149 244H147ZM164 243H165V241H164ZM2 245H3V247H2ZM23 246H25V247H23ZM7 248L10 250V254H9V252L6 253V251H8ZM10 248L13 250L12 252H11ZM17 251H18V253H17ZM19 251L21 254L19 253ZM151 254H153V255L151 256ZM155 254L157 257L155 256ZM146 255H148V256H146ZM4 256H5V258H4ZM150 256L151 257L155 256V257L149 258ZM63 259H65V260H63ZM3 260L4 261L6 260V262H4ZM60 261L61 262L64 261V262L61 263ZM69 263H71V262H67L66 264H69ZM136 264H138V263H136Z\"/></svg>", "mask_w": 264, "mask_h": 264}]
</instances>
